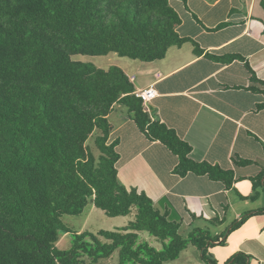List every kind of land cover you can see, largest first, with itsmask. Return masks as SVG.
I'll list each match as a JSON object with an SVG mask.
<instances>
[{"label": "trees", "instance_id": "1", "mask_svg": "<svg viewBox=\"0 0 264 264\" xmlns=\"http://www.w3.org/2000/svg\"><path fill=\"white\" fill-rule=\"evenodd\" d=\"M170 1L0 0V264H98L117 250L114 264H166L190 243L208 264H219L208 248L225 244L247 217L213 237L201 228L182 234L181 223L144 191L119 180L109 114L124 105L142 131L178 156L179 175L208 174L230 186L233 172L194 161L191 145L152 119L120 66L72 59L79 53L164 58L170 47L191 40L179 35L181 18ZM248 68L260 84L253 87L263 90L264 80ZM90 203L132 218L114 230L75 231L72 247L60 249L61 232H72L62 216L79 215ZM143 232L161 247L141 239ZM250 259L239 251L223 264Z\"/></svg>", "mask_w": 264, "mask_h": 264}, {"label": "crops", "instance_id": "2", "mask_svg": "<svg viewBox=\"0 0 264 264\" xmlns=\"http://www.w3.org/2000/svg\"><path fill=\"white\" fill-rule=\"evenodd\" d=\"M170 2L181 18L179 35L191 40L170 47L162 59L120 67L136 90H156L154 119L191 145L190 157L231 170L233 182L179 175L178 156L142 131L120 103L109 114L119 180L144 191L187 234L212 224L219 235L246 216L225 244H217L223 248L218 259L242 251L250 264H264V87H253L260 84L248 68L264 80V0ZM227 55L237 56L224 62Z\"/></svg>", "mask_w": 264, "mask_h": 264}, {"label": "rangeland", "instance_id": "3", "mask_svg": "<svg viewBox=\"0 0 264 264\" xmlns=\"http://www.w3.org/2000/svg\"><path fill=\"white\" fill-rule=\"evenodd\" d=\"M72 59L76 61L90 62L99 67L107 68L109 65H123L126 61H133L134 59L127 56H120L116 53H110L107 55H89V54H74ZM94 136L91 138L90 143L92 144ZM93 146V144H92ZM98 153V151H95ZM129 215L110 216L107 215L103 210L96 208L93 204H89L83 213L79 215L64 214L62 216L63 222L72 230V232H61L60 239L57 243L60 249H69L73 244V234L75 231H92L97 232L99 230H114L115 228L122 227L131 220ZM201 227V226H200ZM215 228H219L216 225L209 224L207 229L201 228L204 232H209L213 237ZM181 233L187 235L186 230L182 229ZM141 239L147 240L151 245L161 247L160 243L157 242L148 233H141ZM220 245V244H219ZM215 244L210 246L207 251V255H212L219 264H223L227 260L220 263L218 257L223 252V248ZM231 257V256H230ZM118 250L115 251L110 257L101 258L98 264H114L118 262ZM166 264H208L207 261L202 257V253L198 245L190 243L184 248L180 255Z\"/></svg>", "mask_w": 264, "mask_h": 264}, {"label": "built area", "instance_id": "4", "mask_svg": "<svg viewBox=\"0 0 264 264\" xmlns=\"http://www.w3.org/2000/svg\"><path fill=\"white\" fill-rule=\"evenodd\" d=\"M156 94V90L152 86L136 91V95L142 99L144 107L150 113L152 119H154V115L150 108V101L156 96Z\"/></svg>", "mask_w": 264, "mask_h": 264}]
</instances>
